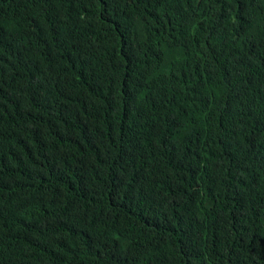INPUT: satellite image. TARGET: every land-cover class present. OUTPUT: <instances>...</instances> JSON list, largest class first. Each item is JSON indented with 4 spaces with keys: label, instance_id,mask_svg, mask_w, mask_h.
<instances>
[{
    "label": "trees",
    "instance_id": "obj_1",
    "mask_svg": "<svg viewBox=\"0 0 264 264\" xmlns=\"http://www.w3.org/2000/svg\"><path fill=\"white\" fill-rule=\"evenodd\" d=\"M0 264H264V0H0Z\"/></svg>",
    "mask_w": 264,
    "mask_h": 264
}]
</instances>
